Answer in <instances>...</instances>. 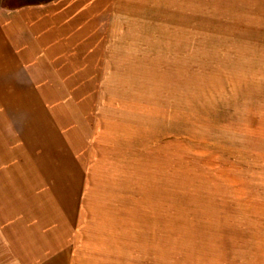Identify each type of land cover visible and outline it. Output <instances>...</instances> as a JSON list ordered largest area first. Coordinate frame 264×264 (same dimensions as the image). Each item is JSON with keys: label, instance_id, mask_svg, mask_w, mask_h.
Returning a JSON list of instances; mask_svg holds the SVG:
<instances>
[{"label": "rangeland", "instance_id": "1", "mask_svg": "<svg viewBox=\"0 0 264 264\" xmlns=\"http://www.w3.org/2000/svg\"><path fill=\"white\" fill-rule=\"evenodd\" d=\"M220 32L196 37L247 42L29 92L0 123V264H264V27Z\"/></svg>", "mask_w": 264, "mask_h": 264}, {"label": "crops", "instance_id": "2", "mask_svg": "<svg viewBox=\"0 0 264 264\" xmlns=\"http://www.w3.org/2000/svg\"><path fill=\"white\" fill-rule=\"evenodd\" d=\"M239 26L264 27V0H0V123L31 114L23 102L30 91L90 90L93 76L111 75L113 66L127 59L220 57L191 54V45L247 40L196 36ZM25 264L153 263L36 259Z\"/></svg>", "mask_w": 264, "mask_h": 264}]
</instances>
